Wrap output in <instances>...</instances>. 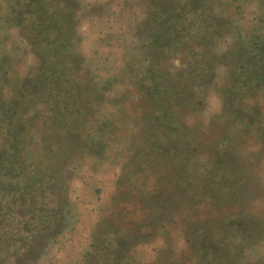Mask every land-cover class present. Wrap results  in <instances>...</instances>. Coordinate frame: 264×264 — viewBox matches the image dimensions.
<instances>
[{
	"label": "rangeland",
	"instance_id": "rangeland-1",
	"mask_svg": "<svg viewBox=\"0 0 264 264\" xmlns=\"http://www.w3.org/2000/svg\"><path fill=\"white\" fill-rule=\"evenodd\" d=\"M28 3L0 0V163L13 161L20 137L32 136L23 152L45 169L35 176L66 167L43 193L59 196L53 210L62 225L24 240L29 225L1 219L6 233L20 232L0 243V264H116L120 252L122 264H264V141L255 129L231 132L236 182L209 162V145L234 128L221 116L232 54L226 67L201 77L189 60L196 59L189 53L195 36L158 48L153 65L138 37H150L139 28L147 14L142 0ZM214 6L232 32L215 42L211 65L230 51L233 31L257 26L261 13L259 0ZM51 19L61 23L50 33ZM240 101L264 111V96ZM68 144L67 152L59 149ZM210 187L217 189L211 201ZM29 193L19 190V202ZM34 200L26 199L28 210ZM215 214L224 220L208 218ZM105 246L116 248L115 259Z\"/></svg>",
	"mask_w": 264,
	"mask_h": 264
},
{
	"label": "trees",
	"instance_id": "trees-1",
	"mask_svg": "<svg viewBox=\"0 0 264 264\" xmlns=\"http://www.w3.org/2000/svg\"><path fill=\"white\" fill-rule=\"evenodd\" d=\"M142 1L145 3L147 14L146 17L142 20L141 24H139V28L142 27V33H145L146 30V33L148 32L150 37L148 41L145 38H141V36H139V33L138 37L143 47L147 48L146 54L148 55V58L151 57V59L149 60L151 63H153V65L157 64L156 61L159 62L161 55L160 53L163 52V50H161V52L159 53L157 51L158 48H164V50H166L167 48L169 49V46H165L171 44H174V46H180L181 44H183L184 40H186L187 38H193L195 36L198 37V43H196L195 45H193V42L191 43L195 51L188 52L192 53L193 57H195L196 59L193 60L192 58L189 60L192 62L191 71L195 70V73L197 75H200L201 77L207 76L208 73H214V69H218L216 67L217 64H221L222 66L226 67L229 63L228 60H230L226 56L232 54L230 56L232 60V66H227L230 74L229 79L225 83L223 89L226 95V102L223 106V114L221 116L223 118H226L228 124L230 126H233L234 128H230L229 133L228 131H223L221 137H216L215 141L209 145V162H211L213 165V171L218 169L221 170L222 173H224L221 174L216 171V174H219L220 177H225V181H227L226 179L231 172L230 175L232 176V180L236 182V178L238 176L235 172L236 157L235 154L230 151V148L228 149V146L232 145L231 143L233 142L234 138V135L231 132H237V129H255L257 131V133L255 134L258 135L257 137L264 141V111L263 113L259 112L257 105L251 106L247 109V102L240 101L243 97L246 96H248V98H257V96H264V0H259V10H261V13L258 18L257 26H252L246 32H242V30L233 31V33L235 34L234 37L236 38L233 43L232 41L229 42L230 46L228 47V50L231 51V49H233V45L236 41L238 49L234 48L235 50L233 49L232 52L227 51L226 53L222 54V59L215 61L213 65L208 63V58L213 54H216L214 48L218 43L215 42H217L218 40L220 42L225 41L224 39L232 32L231 22L226 21L224 24H222V20L219 19L221 16H219L218 14H216V16L214 15V11H216V6L214 5H216L217 0H185L186 2L184 0ZM44 2L45 0H29L28 4L30 5L31 3H34V6L36 7H39L41 4H43V6L46 8V4ZM25 4L23 7L26 6ZM220 12L222 13L223 10H221ZM34 15H38V13L34 12ZM51 18H54V16H51ZM44 23L45 22L43 21V25ZM60 23L58 19H51L49 24L47 25V31H50L51 33L54 30L55 24H58L57 26H59ZM228 24H230L229 27H227ZM201 44H203L204 46L202 47ZM205 52H209V56L206 59H204ZM201 59L207 61H202ZM189 60H187V62L190 65L191 62ZM145 62L147 63V60ZM145 62L143 63L144 65H148L149 67L151 66V63L145 64ZM224 64H226V66ZM185 66L186 64L183 65L182 68H185ZM169 70H172V68H170ZM188 70L186 71L188 72ZM47 71L48 74L51 75L50 72L52 71ZM187 72L184 73L187 74ZM152 79H154V83L152 84H155V82L158 81L157 77H153ZM160 103H157V107L163 109L161 108L162 106L158 105ZM252 110L254 111L252 112ZM258 122L259 126L256 127L258 125ZM64 130H68L67 132L70 131V129L68 128ZM219 138H221V140H219L220 143L217 142ZM29 140L33 142L34 138L30 136ZM29 140L25 137L23 138V140H21L20 137L19 143L15 144L16 146H12L14 147L13 151L16 152L12 155L14 156L12 157L13 161H11L9 164L0 163V176L1 178H3L1 179L0 183V193L3 190V194L0 198V201L2 202V206L0 207V221L1 219L12 220L14 225H16L14 226V228L22 224L29 225V234H27V236H24V240H28L31 235H33V238H36V232L42 231L43 229L53 228L56 232L61 230V220L58 219V213L53 210L56 208L57 203L59 202V196L55 195L52 197V199L48 200L47 198H49L53 192L47 193L45 197H43V193L48 191V186H50V183L53 182L55 178L54 176L57 177L60 176V174H63V172L59 171L61 168H65L64 170L66 173V167H64L62 164L60 166L56 164L54 171H52L51 173L49 172L48 175L43 174V177L35 176V174L41 173L45 169H37L39 162L35 163V165L29 162V159L27 158L28 155H25V152H23L25 150V145H30ZM59 149H61L62 152H67L70 149V146L68 144V146H62ZM59 154L61 153L57 152L51 155H53L54 157H58L57 155ZM54 163L55 162H53L52 166H54ZM31 166H33V168H30ZM28 171L31 172L29 182L27 181L25 185L22 184L20 186V180L22 176L28 173ZM235 173L236 176L234 177ZM240 181L241 179L238 180V182ZM179 185L181 186L180 182ZM243 187L244 186H240V189H242ZM210 188H212L213 190L210 189L209 193L207 190V194L209 196L207 195L205 199L210 198L211 201L212 195L215 194V191H217V189H214L215 187ZM21 189H28V192H30L29 194L23 196V202L22 200L21 202H19L21 196L17 194ZM35 189L39 191V193L41 190L40 196L33 194V191ZM10 191L11 193H9ZM32 194L35 195V200L33 196H30ZM28 196L30 199L35 201L32 206H29V210L25 207L28 202L26 201ZM47 202H49V204L51 205V209L47 208ZM213 206L217 207L220 206V204L216 202V204H214ZM30 215H33V218L31 219L32 221L27 218ZM211 217H216L217 219L219 218L220 220H224L222 219L221 215L218 214L208 216V218ZM17 230L19 231V229ZM116 230L117 228L115 226L114 231L116 232ZM9 231L10 233H6L5 228L2 226L0 227L1 244H4L5 239H15V237H17L20 232L16 231L15 229ZM206 245L202 246L203 249H213V247H209ZM105 247V249L111 251L109 252V254L112 257L117 255L116 248L108 246ZM121 254L122 252H120L117 260L119 264H122V259H120ZM211 254H214V252H212ZM113 258L115 259V257ZM117 261H115L116 264H118Z\"/></svg>",
	"mask_w": 264,
	"mask_h": 264
}]
</instances>
